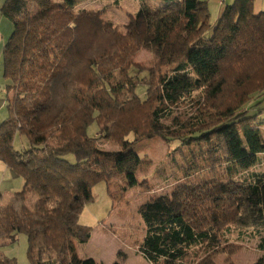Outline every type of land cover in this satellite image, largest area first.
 <instances>
[{
	"label": "trees",
	"instance_id": "1",
	"mask_svg": "<svg viewBox=\"0 0 264 264\" xmlns=\"http://www.w3.org/2000/svg\"><path fill=\"white\" fill-rule=\"evenodd\" d=\"M77 1L0 5L13 26L3 46L11 95L0 161L24 179L8 201L0 192V264H17L2 249L20 234L31 264H101L80 255L93 231L81 214L99 182L112 196L113 185L152 189L138 177L135 147L155 137L187 147L188 176L215 175L142 204L140 251L152 264H218L219 255L237 264L230 227L243 211L264 227V172L241 176L264 154V11L234 0L213 27L207 0H142L121 26ZM143 51L155 54L149 64L136 61ZM17 134L29 148L15 149Z\"/></svg>",
	"mask_w": 264,
	"mask_h": 264
},
{
	"label": "rangeland",
	"instance_id": "2",
	"mask_svg": "<svg viewBox=\"0 0 264 264\" xmlns=\"http://www.w3.org/2000/svg\"><path fill=\"white\" fill-rule=\"evenodd\" d=\"M152 6L161 4V0H145ZM142 0H78L77 8L105 10L103 18L107 21L125 26L131 15L135 14ZM211 25L217 23L219 14L211 8ZM213 11V12H212ZM10 28L13 26L9 22ZM154 52L143 51L136 59L137 62L149 64L154 59ZM136 74L137 71L134 70ZM146 73L141 74V76ZM9 81L4 77L3 56L0 54V124L8 118V90ZM144 96V89H141ZM252 101L249 104H253ZM248 104V105H249ZM260 107L264 108V101ZM98 126L93 124L89 128V134L95 136ZM133 136H130L132 139ZM17 150L29 148L30 143L26 136L17 134L14 139ZM100 147L106 150H118V146L108 142H101ZM135 150L142 156L143 164L138 171V177L146 181L151 190L141 186H135L123 193L118 186L111 188L112 195L108 193L105 181L97 183L93 187L94 200L90 202L80 217V222L93 228L89 242L80 244L79 252L83 257H92L101 264H152L142 252V244L146 229L140 213L142 204L159 194H173L178 185L189 181H200L215 175L213 170H204L187 175L190 166L188 162L187 147L180 142H166L159 137L144 139ZM74 160L73 156H69ZM259 163L250 171L241 176H247L252 172H264V154L260 155ZM24 186V179L16 175L11 169L0 161V192L8 201L13 192L20 191ZM230 242L239 245L237 253L233 256L237 264H256L264 255L260 243L264 237V227L256 224L248 214L243 211L242 218L233 224L226 234ZM2 251L17 260V264H31L28 258V239L25 234H20L14 244L5 246ZM225 255H219L218 264H223Z\"/></svg>",
	"mask_w": 264,
	"mask_h": 264
},
{
	"label": "crops",
	"instance_id": "3",
	"mask_svg": "<svg viewBox=\"0 0 264 264\" xmlns=\"http://www.w3.org/2000/svg\"><path fill=\"white\" fill-rule=\"evenodd\" d=\"M207 1H209L211 8L214 9V11H216L219 14V17L223 12V10L226 8V6L234 2V0H207ZM3 2L4 0H0V5H2ZM253 10L255 13H260L264 11V0H254ZM9 22L10 21L7 18L0 15V54H2V56H3V46L7 42L13 29L10 28Z\"/></svg>",
	"mask_w": 264,
	"mask_h": 264
}]
</instances>
